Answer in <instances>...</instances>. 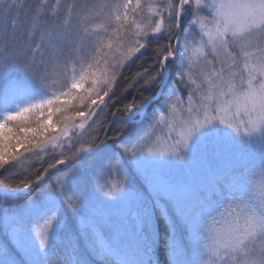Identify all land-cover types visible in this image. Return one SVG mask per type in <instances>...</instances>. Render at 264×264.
I'll return each instance as SVG.
<instances>
[{
	"label": "snow or ice",
	"instance_id": "1",
	"mask_svg": "<svg viewBox=\"0 0 264 264\" xmlns=\"http://www.w3.org/2000/svg\"><path fill=\"white\" fill-rule=\"evenodd\" d=\"M137 62L142 70L127 77ZM177 64L187 101L173 86L166 112L135 143L120 148L148 158L137 169L181 238L204 239L220 264H249V244L264 254V224L257 231L233 212L246 205L264 217L249 190L250 174L264 167V135L251 139L264 133V0H0V80L6 95L52 93L13 112L0 111V204L39 190L21 209H0L5 240L11 236L22 246L31 225L39 249L47 247L57 221L56 194L70 210L81 206V196L65 185L82 154L109 136L119 140L129 118L152 98L144 93L161 85ZM127 79L131 83L122 88ZM128 89L141 94L138 102L109 105ZM109 107L116 111L105 113ZM32 112H44L45 118L34 125L11 123ZM102 114L113 119L102 120ZM253 143L258 158L246 150ZM194 150L205 161L199 179L172 167L185 165ZM107 165L109 173L121 167L111 156ZM97 186L107 187V195L124 191L123 183ZM258 191L264 201V183ZM101 222L89 204L79 226L99 240ZM0 264L20 261L5 249ZM30 264L44 260L36 256Z\"/></svg>",
	"mask_w": 264,
	"mask_h": 264
},
{
	"label": "trees",
	"instance_id": "2",
	"mask_svg": "<svg viewBox=\"0 0 264 264\" xmlns=\"http://www.w3.org/2000/svg\"><path fill=\"white\" fill-rule=\"evenodd\" d=\"M191 13L184 17V27L185 30H188V27L191 24ZM139 69V62H137L131 69L127 72V77H131L135 74ZM170 80L166 85V88L169 87L173 89V86L176 89H183L182 85H179L178 81H175L174 77L177 74V71L173 67V69L169 70ZM22 76L21 73L17 74V77ZM128 83H131L130 79H127L123 82L122 88H127ZM160 86L155 87L153 91L145 92V95H151L154 97L158 94L160 90ZM5 82L0 80V111H8L13 112L18 107L25 106L29 103L36 102L47 96V92L42 89H37L31 91L28 94H8L5 93ZM51 96L52 93L49 92ZM141 98V94H138L136 91L132 89H128L127 92L121 91L118 93L116 98H113L112 101H106L111 104H115L116 107H123L125 103H131L134 99L138 102ZM154 107V106H153ZM152 107V109H153ZM116 108H105V113L115 112ZM52 117L55 119V112H52ZM45 118V113L40 112H32L26 114L20 121L11 122L12 124L22 123V124H32L34 125L37 119L40 117ZM107 119L111 121L113 117L111 115L104 116L102 114L101 119ZM155 122V118L149 113L147 118L143 121L140 126L127 125L124 130L123 136L120 137L119 140H116L115 136H109L103 144H100L97 149L92 150L93 152H88L86 154H82L80 159L78 171L66 181V190L69 193H75L81 196V206L73 211L68 209L63 204V197L60 194H56L55 198V206L58 207V211L54 210V214L60 218L64 224L63 227L57 234V240L53 243L58 247L57 252H53L52 250H47L45 256L42 260H48L50 264H60V260L72 261V259H76L78 264H101L96 262L93 259H89L85 256L84 247L82 245V237L79 234L77 221L81 219V217L87 212L89 204H92L91 197L94 194H103V192L107 191V187H99V185L110 186L112 184H124V190L135 193V200L133 203V208L131 212L133 213H141L144 215L145 210H151V216L153 215L154 226L156 228V236L157 240L154 241L150 234L148 233V228L145 227V232L147 234V240H149L153 245V253L150 256L144 254V260L140 263L136 264H152L148 258L153 257L156 264H175L174 260H178L179 263L183 262V264H196V261L199 260L198 247L195 246L194 242L188 237L184 236L181 238L170 226V224H166L159 210L157 209L156 202L158 199L152 200L146 186L142 183L141 179L134 173V171L129 167L127 163L126 157L123 153V150L120 148L121 143L133 144L136 139L139 138L140 135H143L144 132L148 131L152 124ZM11 126V125H10ZM104 138V135L101 134V139ZM248 152L254 154L257 158L259 157V146L255 143L248 146L246 149ZM118 158L120 160V169L116 172V179L113 180V176L108 172L103 165V161L108 159L109 157ZM15 171V169H13ZM38 189L36 191H32L26 195H20L16 198L11 197L12 200L16 201L11 205L0 204V209L7 208L10 211H16L21 209L29 203L33 196L38 194ZM100 194V195H101ZM104 196V195H101ZM97 202V201H96ZM170 211V209H169ZM145 219V217H144ZM133 221L130 218V215L127 214V217L122 219V221ZM143 223L146 224L145 220ZM169 223V222H168ZM104 236L111 244V247L114 249L116 254H119V244L116 241V238L112 235L111 232H108L106 227H102ZM134 235V243H136V247H140L145 250V244L140 241V239L136 236V225L131 224L128 227ZM147 228V229H146ZM4 245L7 252L20 261V264H26L15 254V252L10 248L7 241L3 238L2 234H0V247ZM179 249V252H178ZM17 257H16V256ZM116 256V255H115ZM170 257L172 260H170ZM125 264H129L128 258L127 261L123 257ZM135 264V263H132Z\"/></svg>",
	"mask_w": 264,
	"mask_h": 264
},
{
	"label": "rangeland",
	"instance_id": "3",
	"mask_svg": "<svg viewBox=\"0 0 264 264\" xmlns=\"http://www.w3.org/2000/svg\"><path fill=\"white\" fill-rule=\"evenodd\" d=\"M174 68L176 70L177 68H179V65L178 64L175 65ZM177 75L178 73L174 77L175 81H178V79H176ZM169 80H170V73L168 71L164 76V82L161 84L158 94L152 97L144 105L141 112L131 116L127 122V125L132 124L135 127L140 126L143 123V121L147 118L149 113L154 118H156V116H158L159 114L166 112L168 93L173 90L169 87L166 88V85L169 83ZM175 95L180 96L183 101L185 102L187 101L186 89L184 88L181 90L176 89ZM40 119L42 120L43 117L41 116ZM217 127L221 135L224 134L226 136L228 135L225 133V130L223 128H220L219 126ZM199 135L200 134H198L197 139L199 138ZM124 155L126 157L127 163L129 164V167L134 171L135 174H137V176L141 179L142 183L146 186V189L148 190L151 199L152 200L159 199L151 191L149 185L146 183L145 179L137 169V162L140 160H147L148 158L141 157L139 155L132 156L125 153ZM107 161L108 159H105L103 161V165L106 169H108ZM172 167L177 168L180 171L185 172L186 174L195 177L197 179L202 178L206 172L205 161L201 158L199 154L195 153V150L193 153L189 154V158L185 165L182 166L173 165ZM111 175L113 176V180L115 181L116 172L115 171L112 172ZM253 184H254L253 195L258 197L259 196L258 189L261 184L260 177L258 175L254 178ZM100 194H94V196L91 197L92 203L99 210L101 214L102 222L97 226V231L99 232V240L96 239L95 235L85 233L83 230H81L79 226L80 220L77 221V225H78L77 230L79 231V234L82 237V242H83L82 245L84 247L85 256L101 264H125L123 257L126 259V261L128 258L129 264L132 263L136 264L142 262L144 260L143 253H145L147 256H150L153 253V247H154V245L149 240H147L145 227L148 228V233L150 234L152 239L154 241L157 240L156 228L154 226L153 215L151 216V210L150 209L145 210L144 215L141 213L131 212L135 200V193H132L127 190H124L120 195L111 199L107 198L106 196H101L103 194L101 195ZM20 195L21 194L13 196V198H16ZM22 195H26V194H22ZM43 201L44 198H42V202ZM156 204H157V209L159 210L160 214L162 215V218L164 219V222L168 225L169 224L168 217L165 215L164 206L159 204L158 202H156ZM55 210L58 211L57 206H55ZM127 214L130 215V218L133 221L130 220L122 221V219L127 217ZM142 220H145L146 224H144L143 223L144 221ZM63 224L64 222L57 217V221L53 224L52 229L50 230L49 233V243L47 247L43 250L39 249L38 243L35 241L34 234L32 233L31 230V225L29 226L25 234V241L22 246L18 245L11 238V236H9L6 241L10 246V248L20 258V260H22L26 264H30L33 257L38 256L40 257V259H42L45 256L47 250L48 251L52 250L53 252L58 251V247L53 242L57 240V234L60 231V229L63 227ZM131 224L136 225L137 227L136 236L138 235L137 237L140 239V241H142L145 244L144 246L146 251H143V249H141L140 247H136V243H134L135 240L134 235H132L130 229L128 228L131 226ZM101 226L106 227L108 229V232H111L112 235L116 238L117 243L120 245L118 250L119 254H116L117 252H115L114 249L111 247V244L104 236ZM35 227L36 225H33V229H35ZM100 240L103 241L104 247L107 248L108 250L106 253L101 252L100 244H99ZM194 244L196 247H198L199 257H202L204 253L201 246V242H196ZM5 249L6 248L4 245L0 247V258H3ZM148 259L152 264H156L153 257H150ZM170 260H172L171 257ZM61 261L65 262V264H78V261L76 259H72V261L69 262L67 260H60V264ZM174 263L183 264V262L179 263L178 260H174Z\"/></svg>",
	"mask_w": 264,
	"mask_h": 264
},
{
	"label": "clouds",
	"instance_id": "4",
	"mask_svg": "<svg viewBox=\"0 0 264 264\" xmlns=\"http://www.w3.org/2000/svg\"><path fill=\"white\" fill-rule=\"evenodd\" d=\"M14 70H18V69H14ZM46 97H50L49 92H47ZM40 100H37L36 102ZM0 119H3V117L0 116ZM2 135H4V130L0 128V136ZM262 135H264V133L258 132L251 139L259 141ZM257 175L260 177V182L264 183V167L257 168L254 173L250 174L249 190L252 200L259 205V210H264V201H262L259 196L256 197L253 195L254 193L253 180ZM102 193L104 196L110 199L115 198L116 196L121 194V193H113L112 195H107L106 192L103 191ZM233 212L234 213L239 212L242 216V220L247 219L251 223V225L256 228L257 231H259L261 225L264 224V217H261L260 215H258L256 210H253L247 207L246 205H241L238 209L234 208ZM241 226H243V224ZM200 242L204 255L199 260L196 261V264H209V262H211V264H220V259L210 255L209 251L205 248L206 241L202 239ZM245 251L249 253V255L245 257V259L249 261V264H264V254H262L258 250H255L252 244H249ZM240 255L243 256L244 253L242 252L240 253ZM44 264H50V262L48 260H45ZM61 264H65V262L61 261ZM225 264H228V262H225Z\"/></svg>",
	"mask_w": 264,
	"mask_h": 264
}]
</instances>
